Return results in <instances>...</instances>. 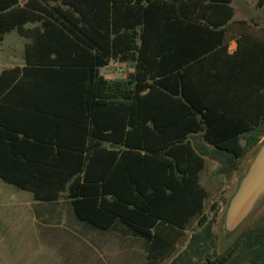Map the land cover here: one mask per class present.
<instances>
[{"label":"trees","instance_id":"16d2710c","mask_svg":"<svg viewBox=\"0 0 264 264\" xmlns=\"http://www.w3.org/2000/svg\"><path fill=\"white\" fill-rule=\"evenodd\" d=\"M233 16L232 0H0V47L12 30L31 39L26 65L0 73V179L124 227L147 264H264V222L218 251L201 182L207 157L230 176L264 141V33L199 66ZM112 61L134 70L107 79Z\"/></svg>","mask_w":264,"mask_h":264},{"label":"crops","instance_id":"0c3cea01","mask_svg":"<svg viewBox=\"0 0 264 264\" xmlns=\"http://www.w3.org/2000/svg\"><path fill=\"white\" fill-rule=\"evenodd\" d=\"M25 1L23 2L20 0L22 4L25 3ZM189 5L188 13L194 14V3ZM232 6L234 8V16L227 32V36L229 37L228 47H218L216 51L210 53L205 60L201 61L199 66H221L223 63L229 61V55L234 54L238 50L239 44L237 38L242 33H264V5L261 7L258 6V0H232ZM256 6L258 9H261L260 12L258 11L259 13H257H261L262 15L260 19L257 18L258 15H255L257 11H255L254 8H256ZM33 26L34 24L27 25L28 28H32ZM14 31L16 30H12L8 34ZM16 32L19 33L18 31ZM20 36L26 39L23 51L24 61L22 64L15 65L14 67L26 65L24 57L26 44L31 41L29 37L21 34ZM118 64L126 68L125 72L115 77L109 76V72L105 70ZM100 70L105 78L115 79L125 78L128 72L134 70V67L127 62L112 61ZM0 181L20 191V199L22 202L19 208L16 209L17 212L15 214L17 216L18 214L21 216H28L29 224L25 225H29V227L20 226L26 228V230L28 229L29 235L27 237L30 242L36 246H45L47 249H55L56 259L61 264H125V261L129 264L131 237L143 241L146 247L145 240L132 236L124 227L119 226L110 230H100L79 220L75 216L70 201L65 195L61 196L60 199L56 201H38L33 197L31 191L20 189L2 179H0ZM30 200H33V205L27 202ZM63 202H67L69 207H63ZM25 206H28L29 209H21ZM65 213L66 216H64ZM62 223H64L65 226L71 227V229L75 227L76 230L71 232L68 229H63L61 227ZM52 224L56 225L52 226ZM115 255L118 257L116 258Z\"/></svg>","mask_w":264,"mask_h":264},{"label":"rangeland","instance_id":"374dc122","mask_svg":"<svg viewBox=\"0 0 264 264\" xmlns=\"http://www.w3.org/2000/svg\"><path fill=\"white\" fill-rule=\"evenodd\" d=\"M23 2L25 0H22ZM235 6V5H234ZM236 7V6H235ZM258 15L262 17L261 9L254 8ZM259 11V12H258ZM26 39L20 36L16 31L7 35L2 47L0 48V72L8 67H14L23 63V51ZM126 68L120 64L111 66L105 71L109 72V76L115 77L125 72ZM257 149H254L243 158L239 170L235 171L230 176L218 173L220 163L211 158H206V165L201 173V181L208 189L209 195L206 199V213L216 214L217 221L215 225V233L218 239V251H224L234 240L237 234L243 229L253 225L258 221V217L264 213V202L261 206L252 213L253 215L247 219L243 225L233 233H228L225 228V214L228 206V201L233 194L241 176L246 171L248 165L253 160ZM20 191L0 181V264H61L56 259L55 249H47L45 246H36L30 242L28 216H18L15 214L22 200L20 199ZM33 205V200L27 201ZM46 204V203H44ZM218 204V207L211 211L212 206ZM63 207H69L67 202H63ZM28 210V206L24 208ZM66 216V213L64 214ZM77 220V219H76ZM79 222V220H78ZM21 223V224H20ZM26 227L22 228L21 226ZM56 224H52L54 226ZM63 229H68L71 232L75 231L74 227L61 224ZM197 228L196 222L192 224L190 230L186 231L184 238L178 245V250L185 247L191 232ZM131 246L129 264H147V250L143 241L131 237ZM58 250V249H57ZM117 258L118 256L115 255ZM119 260V259H117ZM118 262V261H117ZM121 264V263H120ZM125 264L126 261H125ZM165 264V263H158Z\"/></svg>","mask_w":264,"mask_h":264},{"label":"water","instance_id":"95a60500","mask_svg":"<svg viewBox=\"0 0 264 264\" xmlns=\"http://www.w3.org/2000/svg\"><path fill=\"white\" fill-rule=\"evenodd\" d=\"M264 202V141L241 176L225 214L228 233L236 232Z\"/></svg>","mask_w":264,"mask_h":264},{"label":"flooded vegetation","instance_id":"af4514ba","mask_svg":"<svg viewBox=\"0 0 264 264\" xmlns=\"http://www.w3.org/2000/svg\"><path fill=\"white\" fill-rule=\"evenodd\" d=\"M257 222H264V213L258 217Z\"/></svg>","mask_w":264,"mask_h":264}]
</instances>
